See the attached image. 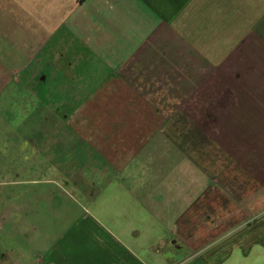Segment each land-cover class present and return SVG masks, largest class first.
I'll list each match as a JSON object with an SVG mask.
<instances>
[{
    "label": "crops",
    "instance_id": "obj_1",
    "mask_svg": "<svg viewBox=\"0 0 264 264\" xmlns=\"http://www.w3.org/2000/svg\"><path fill=\"white\" fill-rule=\"evenodd\" d=\"M3 100L41 106L43 142L85 143L70 167L101 175L49 180L71 225L37 263L264 259V0H0Z\"/></svg>",
    "mask_w": 264,
    "mask_h": 264
},
{
    "label": "rangeland",
    "instance_id": "obj_2",
    "mask_svg": "<svg viewBox=\"0 0 264 264\" xmlns=\"http://www.w3.org/2000/svg\"><path fill=\"white\" fill-rule=\"evenodd\" d=\"M7 106L5 100L0 101V264H39L31 248L32 243L37 242L35 239H42L45 236L42 230L52 235L56 233V229L71 225V218H66L65 210L57 206L66 202L58 201L60 197H53L57 207L50 206L53 204L52 195H58L51 194L56 190L52 181L101 175L96 169L89 173L86 169L70 167L73 164L72 157L84 156L82 153L85 143L63 146L52 142L51 139L43 142L45 131L53 126L51 118L47 117L45 121L41 106L37 108L21 102L18 105ZM48 107L47 105L44 107L47 113L50 108ZM7 108L8 117L5 116ZM58 111L61 114V108ZM60 123L63 129L69 127L66 118ZM69 186L65 185L68 189L71 187ZM26 191L36 195H31L30 198L33 200L30 201L31 208L28 210L23 206L25 200L22 197ZM73 193L79 200L69 204L73 206L75 212L85 210V200L75 189ZM64 194L61 191L59 195ZM39 196L43 201L39 200ZM64 200L67 201L68 198ZM37 202H41L42 206L35 208ZM39 214L42 222L38 221ZM72 223L74 225V222ZM77 228L81 231L82 225ZM27 243H31L30 246ZM198 247V244L185 246L184 264H211L204 260V253L198 250ZM160 248L157 250L158 257L165 251ZM141 253L143 258L152 262L156 250L142 248ZM223 264H264V259L259 255L243 258L237 253Z\"/></svg>",
    "mask_w": 264,
    "mask_h": 264
}]
</instances>
